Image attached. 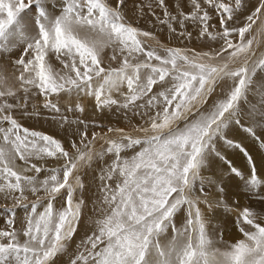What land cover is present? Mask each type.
I'll list each match as a JSON object with an SVG mask.
<instances>
[{"label":"snow or ice","instance_id":"obj_1","mask_svg":"<svg viewBox=\"0 0 264 264\" xmlns=\"http://www.w3.org/2000/svg\"><path fill=\"white\" fill-rule=\"evenodd\" d=\"M247 2L174 0V11L167 0L134 5L139 18H155L153 27L190 40V22L198 27L197 39L219 45L196 51L165 46L155 32L133 24L128 0H61L55 14L46 0H0V53L22 46L10 61L11 71L0 63V197L14 202L3 209L10 230H0V264H51L66 251L85 206L82 196L77 198L84 189L79 172L106 155L112 159L98 177L101 214L70 264H264V223L258 213L245 207L237 218L243 238L219 247L222 236L212 237L201 208H213L205 184L216 182L202 175L210 156L227 164L247 190L264 187L252 157L226 135L239 126L264 147L257 132L264 130V88L257 104L248 100L254 77L264 72V0H257L241 22ZM214 18L218 26L211 23ZM223 85L228 86L209 104ZM32 96L44 98L43 107L58 114L54 119L61 127L85 125L73 151L16 118ZM61 97L67 98L63 110ZM83 97L94 98L98 110L141 109L135 114L147 120L131 131L109 127L89 139L83 120L63 114L83 113ZM32 114L35 106L33 113L24 112ZM97 141L106 145L99 152ZM219 141L247 157V177L218 150ZM50 159L63 163L49 168ZM217 191L224 189L217 184ZM16 207L27 210L19 230Z\"/></svg>","mask_w":264,"mask_h":264},{"label":"rangeland","instance_id":"obj_2","mask_svg":"<svg viewBox=\"0 0 264 264\" xmlns=\"http://www.w3.org/2000/svg\"><path fill=\"white\" fill-rule=\"evenodd\" d=\"M144 0H128V19L136 24L138 27L155 32L157 38L161 43L168 47H181V48H192L196 51H208L212 48H217L219 45L207 40L197 39L198 27L192 25L190 22L187 24V31L192 33V38L190 40L183 37H179L176 34L169 33L166 27L161 25H152L155 23V18L151 15H145L143 18H139L138 12H136L134 5L142 3ZM174 0H167L169 9L174 11L173 8ZM61 0H46V5L48 10L53 14L59 11V4ZM154 3V0H153ZM257 4V0H248L247 8L242 10L240 13V20L243 22V17L250 14ZM155 6V5H154ZM186 12L189 11L188 8L184 9ZM148 9L145 8V12ZM155 11L158 15H162L160 9L156 8ZM211 11V10H210ZM33 13L29 12V18H31ZM211 23L217 24L218 21L214 18ZM155 47V42H153ZM22 49V47H21ZM20 52H15V54H3L0 53V63L6 64L11 71L10 61L18 57ZM107 56V54H106ZM106 65L110 61L105 60ZM112 67L118 66L117 62H111ZM231 82H228L230 85ZM228 85L218 86L216 93L212 96L209 101L211 104L212 100H215L218 95L221 94L222 88H226ZM264 88V72L258 71L254 77V84L252 91L249 92L248 100L251 104H257L260 96V89ZM155 90H158L155 89ZM122 91H126L122 89ZM20 95H23L22 93ZM116 98L122 99L118 94ZM56 100V97H53ZM44 98L42 96H32L30 97L26 109H18L15 113L16 118L25 126L32 130L42 131L46 134L54 136L56 139L60 140L67 150L73 151L71 144L73 141L79 143L80 132L85 131L84 124H65L63 127L60 126V121L54 119L58 114L49 112L43 107ZM67 103L66 97L60 98V106L62 110ZM82 103V102H81ZM85 111L83 113L79 112H64L70 120L80 119L87 124V133L89 139H91L92 134L98 133L103 135L109 127L111 128H124L128 131L136 125L144 124L147 117H141L136 115L135 111H143L141 109H122L118 106H112L111 108H105L103 110H98L94 101L87 100L84 102ZM35 106V113L32 115H24V112L33 113ZM248 104H243L245 109L248 108ZM247 123V121H245ZM258 135L264 137V130L258 129ZM109 135H112L111 133ZM226 135L229 139L240 143L245 150L252 157V160L256 166L257 173L264 177V147L261 146V141L249 136L245 133L239 126H232L227 130ZM96 151L102 150L104 145L103 141L96 142ZM218 150L231 161L232 166L240 169L247 177L251 166L248 163L247 157L244 156L239 149L227 147L223 141H219L217 144ZM236 151L239 156L237 158L241 161H236L232 152ZM131 155V151L126 153ZM111 156H105L103 160H94L91 167L82 168L79 172L82 182L84 184V189L77 193V198L82 196L85 206L82 211L81 220L77 229L76 234L73 239L69 242V245L65 252L57 254L52 258L51 264H70L71 259L76 254L77 245L80 241L90 234L95 227L94 221L101 214L99 211L98 198L100 196L99 192V175L100 170L108 163L111 162ZM63 163L62 160L50 159L47 161V167L54 168L59 167ZM206 178H211L216 183L205 184V189L209 193L208 199L213 202V208L209 210L205 205H201L204 210L205 215L208 217L209 231L214 239L219 240L222 236L223 243L219 244V247H224L229 243H235L238 239L243 238L241 232L239 231V226L237 224V218L240 212L245 208H250L259 214L258 222L264 223V187L258 189L256 192H251L247 190L244 186V182L239 178L235 177L231 172L227 164L221 161L218 157L210 156L208 167L202 172ZM43 176V173L41 174ZM217 184L223 187V193L217 191ZM33 199L30 196V200ZM222 201V203H221ZM63 203V197L58 198L56 206L59 207ZM217 204L219 206H217ZM7 205L9 208L14 206L12 200H5L0 197V230H10L8 225L9 213L4 211V207ZM207 212V213H206ZM210 212V213H209ZM27 215V210L23 207H16L14 215V227L16 229H22L25 224V219ZM183 219V213L178 217L177 223ZM247 228L248 226L245 225Z\"/></svg>","mask_w":264,"mask_h":264},{"label":"bare ground","instance_id":"obj_3","mask_svg":"<svg viewBox=\"0 0 264 264\" xmlns=\"http://www.w3.org/2000/svg\"><path fill=\"white\" fill-rule=\"evenodd\" d=\"M22 47V46H21ZM21 51V48H17V49H15V50H13L11 53H8L9 55H12V54H15V52H20ZM116 95V94H115ZM87 100H91V101H94L95 102V100H94V98H92V97H83L82 99H81V102H82V104H84V102H86ZM232 156H234V159L236 160V161H241L240 159H238L237 158V155L239 156V154L236 152V151H233L232 153ZM204 210H207V209H205V208H203ZM207 212H208V210H207ZM206 212V213H207ZM210 213V212H209Z\"/></svg>","mask_w":264,"mask_h":264}]
</instances>
